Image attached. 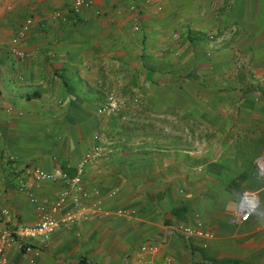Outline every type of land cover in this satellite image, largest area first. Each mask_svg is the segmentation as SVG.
<instances>
[{"label":"crops","instance_id":"0c3cea01","mask_svg":"<svg viewBox=\"0 0 264 264\" xmlns=\"http://www.w3.org/2000/svg\"><path fill=\"white\" fill-rule=\"evenodd\" d=\"M68 3L0 0V208L13 213L0 232L37 222L64 188L23 168L73 175L94 134L107 148L85 164L82 201L100 208L6 245L4 264H248L264 196L231 223V183L239 156L264 153L249 151L264 139V0ZM109 91L125 105L97 114ZM198 223L212 237L179 228Z\"/></svg>","mask_w":264,"mask_h":264},{"label":"built area","instance_id":"2783aa9c","mask_svg":"<svg viewBox=\"0 0 264 264\" xmlns=\"http://www.w3.org/2000/svg\"><path fill=\"white\" fill-rule=\"evenodd\" d=\"M93 0H69V10L73 13H78L82 8L89 7ZM60 12L56 11L55 16H59ZM17 41V38L14 39ZM126 101L116 95L114 92H107L103 102L97 106L96 113L111 114L119 111ZM93 138L96 140L95 144L85 152L80 162L75 167V173L69 175L62 170L47 171L39 167L25 166L23 171L27 174H31L35 182L42 180L57 181L61 180L64 183V188L58 191L55 199L51 202L49 207L50 211L45 213L37 222L32 225H23L16 228L7 227L0 232V264L6 263L5 247L6 245L17 241L20 245L24 246L25 238L39 237L42 240H48L50 236L58 229L69 224H74L80 219L86 220L89 217L91 211L99 209L100 200H96L88 207L82 199L87 196L86 191L83 188L82 176L85 170V164L94 158L100 157L104 154L107 148V142L104 141L99 134H94ZM260 159H264V156L258 158V164ZM260 166V164H259ZM26 185L25 182H22ZM115 190L108 193L109 196L115 194ZM33 201L37 199L32 196ZM259 205V198L256 192L244 190L241 192L239 200L237 202L236 210L232 213L230 221L234 224H240L247 221L252 214L256 213ZM42 208V206H40ZM119 214H127L128 210L119 209ZM13 213L8 207L0 208V220L10 222ZM198 226H180V230L188 234H196L205 237H212V232L204 231ZM140 250L145 252H156L158 245L155 243L144 242L139 246ZM31 246L26 245L25 250H30ZM140 264H173L170 258L155 262L153 260H144Z\"/></svg>","mask_w":264,"mask_h":264},{"label":"rangeland","instance_id":"374dc122","mask_svg":"<svg viewBox=\"0 0 264 264\" xmlns=\"http://www.w3.org/2000/svg\"><path fill=\"white\" fill-rule=\"evenodd\" d=\"M258 143L259 144L261 143L260 140ZM262 143L263 144H260V145L252 144L254 145V148H250L249 151L253 149H260L259 147L261 145H264V139ZM246 156L247 155H242L238 157L239 158L238 165H240L242 172L247 173V177L241 180L239 186L234 189L240 190V191H243V190L255 191L258 193V195L261 194L264 196L263 194L264 193V170H263L264 167L261 166L264 162V159H260V162H259L260 166L258 164V158L260 156H264V153L257 154V155L253 154V155H250L249 158H246ZM261 214L262 212L259 213L260 216ZM228 225L231 227H236L229 223ZM258 225L259 227H261L259 232H254V233H250L249 235H247L248 239L251 240L249 243L248 256L246 258V262L248 264H260V262H264V223L259 222L258 219H254L252 222V225H249L248 227L254 228L255 226H258Z\"/></svg>","mask_w":264,"mask_h":264},{"label":"trees","instance_id":"16d2710c","mask_svg":"<svg viewBox=\"0 0 264 264\" xmlns=\"http://www.w3.org/2000/svg\"><path fill=\"white\" fill-rule=\"evenodd\" d=\"M247 156H246V158L250 157V155L248 157ZM261 166L264 167V162H263V164ZM245 177H247V173L246 172L239 173L238 176H236L235 178L232 179L231 186L235 187V188L238 187L240 182H241V180H243ZM182 210H183V207L182 206H178V207L173 208L172 212L175 213V214H181Z\"/></svg>","mask_w":264,"mask_h":264}]
</instances>
